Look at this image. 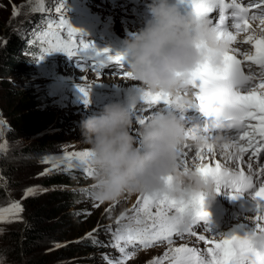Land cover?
<instances>
[{"label": "snow or ice", "instance_id": "6c2138e0", "mask_svg": "<svg viewBox=\"0 0 264 264\" xmlns=\"http://www.w3.org/2000/svg\"><path fill=\"white\" fill-rule=\"evenodd\" d=\"M38 3L40 6L33 11H47L43 6L44 0H38ZM178 4L199 17H206L218 36L226 39L230 45L222 67L214 68L210 63H204L191 74L189 93L195 99L190 101L181 116L189 125L186 141L190 139L197 144L193 162L198 159L200 163H196L195 169L215 180L218 193L223 192L232 199L248 193L255 201L254 216L250 218L252 223L241 225L242 232L214 231L210 224L211 214L204 207L203 195L176 198L168 193H141L131 209L135 215L129 223L121 226L120 220L124 219L121 216L116 221L115 229L109 225L106 231L112 235L114 246L127 256L128 245L138 243L148 248L167 243L171 246L174 235L179 238H183L185 233L197 236L194 228L203 224L205 231L213 233L212 238L198 236L200 241L209 245L207 256L201 255L194 247H169L163 254L169 264H264V256L252 243L256 232L264 231V164L254 171L252 163L253 157L259 161L264 154V27L257 30L250 23L258 21L259 25L264 26V0H250L247 4L244 0H179ZM217 10L218 21L213 23L209 14ZM228 10H231L230 24H226ZM55 11L60 16L56 21L46 23V31H34L37 41L45 45L37 62L51 53L64 52L69 57H79L81 61L91 60L92 70L98 75L99 69L113 65L123 70V76L135 80L133 73L128 70L124 53L113 54L108 48L89 52L94 45L85 42L83 30L73 26L62 8H56ZM54 27L55 32L52 31ZM230 27L235 31L229 30ZM241 32L246 33L242 40L238 39ZM235 44L251 45V49L242 51L239 47H233ZM92 88L93 84L80 85L86 103L90 102ZM137 101L146 106L138 109L136 102L131 107L138 113L135 117L138 125L146 123L158 111L170 110L173 104L170 96L150 91L142 92ZM190 109L195 110L198 119H191L188 115ZM149 111L151 115H148ZM201 140L204 143H200ZM189 148L185 142L179 153L183 170H189ZM217 148L224 156V161L215 160L214 166L212 163H203L216 154ZM246 154L248 160H245ZM91 155L89 149L65 153L53 158L52 168L45 172L82 168L88 176H92ZM168 180L171 181L172 177L169 176ZM36 192V188L29 187L25 195H35ZM94 206L99 207L98 204ZM23 211L22 202H12L8 207L0 208V221L6 219L5 214L12 217ZM98 231L99 228L93 229L82 240L88 239L93 245L100 246L102 242L95 235ZM217 236L220 238L217 239ZM121 242L124 246H121ZM152 264H162L161 258L155 259Z\"/></svg>", "mask_w": 264, "mask_h": 264}, {"label": "clouds", "instance_id": "9594fccd", "mask_svg": "<svg viewBox=\"0 0 264 264\" xmlns=\"http://www.w3.org/2000/svg\"><path fill=\"white\" fill-rule=\"evenodd\" d=\"M229 50L228 41L206 17L185 11L176 0H151L149 18L136 35L126 38L123 53L138 82L137 99L150 91L170 96L173 104L143 125H137L120 99L80 120L82 138L92 154L96 199L112 201L137 192L176 198L203 195L208 204L216 199L220 193L211 176L180 169L179 153L186 142L181 113L191 101L192 72L204 63L222 67ZM252 243L264 256V231L258 230Z\"/></svg>", "mask_w": 264, "mask_h": 264}, {"label": "trees", "instance_id": "16d2710c", "mask_svg": "<svg viewBox=\"0 0 264 264\" xmlns=\"http://www.w3.org/2000/svg\"><path fill=\"white\" fill-rule=\"evenodd\" d=\"M5 5L4 8L0 6V32H4L2 39L7 38L6 48L3 50L5 64H2L1 68L5 72L10 70L12 73L18 72L22 73V76H24L27 75L26 63L28 57L22 55L19 49L20 42L14 35V29L19 25L20 20L18 18H20L21 15L11 18L13 9L9 0H5ZM24 7H26V5ZM21 84L20 89H16L15 86L10 88L8 83L5 85V87H9L7 94L10 98L7 97V99L11 102V117L9 119L10 125L14 127V130L11 132V135H13V151L2 161V165L6 181L8 179V185L11 188H18L22 185L23 180H20V178L24 177L22 169L25 168V165L32 166L31 158H35L41 153L50 151L57 140L61 139V137L56 139L58 133L47 130V126L50 123L40 119L43 108L41 102L44 100V97H40L31 85ZM12 97H14L13 101H11ZM43 131L44 133H42ZM38 132H40V134L31 137L24 147H21V143H16V141L22 137L20 135L27 136L28 134ZM20 155L21 157L18 158ZM25 157L26 160H24ZM31 169L33 168L29 169L30 172H32ZM55 181H59L60 183L69 182L70 177L67 174L62 176L58 175L47 182L50 183ZM2 193L3 191L0 190V200L3 198ZM4 194H6V192ZM15 194L19 198H22L17 193ZM57 195V192H51L47 198L32 196L27 199V203H22L26 211L28 223L23 233H21V227H15L10 231L8 238L0 239L1 253L3 252L4 256H6L4 263L10 264L15 262L17 264L19 262L20 252L22 251L24 254L31 256L26 261L27 264H53L55 262V264H85L79 258L80 255L74 257L70 256L77 254L80 250L90 249L87 244L76 245L75 243H70L49 252L44 251L45 242L47 240L54 241L57 238L64 239L70 235L79 237L86 228L94 226V222H92L86 228L84 227V229H77V227H81L80 222L82 219L84 220V218H86L79 210H77L76 213L72 212L58 216L55 212L57 209L56 205L51 204V200L57 199ZM59 197L60 198L57 199L58 201H66V210L69 208L70 204L73 205L72 203H74V205H78V202L83 199V195L81 194H74L73 197H69L65 194L62 196L59 195ZM47 199L50 200V202L48 204L43 203V200ZM69 199H71V202ZM28 204H30V206H28ZM70 214L76 217L74 221L68 216ZM57 220L58 222H53ZM63 220L65 221L63 222ZM65 223L70 226H64L62 228V224L65 225ZM85 242L89 243L90 241L85 240ZM36 251L39 252L37 257L34 256ZM9 255L12 259L8 257Z\"/></svg>", "mask_w": 264, "mask_h": 264}, {"label": "rangeland", "instance_id": "374dc122", "mask_svg": "<svg viewBox=\"0 0 264 264\" xmlns=\"http://www.w3.org/2000/svg\"><path fill=\"white\" fill-rule=\"evenodd\" d=\"M108 4V3H107ZM0 6L1 7H5V1L4 0H0ZM16 7V6H15ZM13 8V5H12ZM17 11H18V7ZM3 10V9H2ZM16 11V13H17ZM86 12L91 13L90 10L85 9ZM15 13V14H16ZM26 13V12H25ZM28 13V12H27ZM115 16V15H113ZM119 22V21H117ZM139 25V24H137ZM3 43L0 44V139L2 140L5 136L9 137V140H11L13 142V135H11L10 132H7L5 127L7 124L10 123V117H11V102H10V98L7 96L8 94V90L9 87H5L6 83H8L10 85V88L14 87L16 84L19 85L21 83H24L22 76L18 75V73H12V71H4L1 68V63L4 60V55H3ZM63 60L66 64L72 63L73 60L72 59H66L63 58ZM110 69H114L116 68V66H110L108 67ZM70 71H74L76 73V78L78 81H80L83 85L86 84H95L98 83L100 78L97 74L96 71L92 70L91 64H84V66L82 67L80 62L76 63L75 66H71L69 67ZM99 73H101V71H99ZM83 77H86L87 79L84 80L82 79ZM20 88V86H19ZM54 88L56 90H61V94L64 97V99L59 102L60 105V110H56L54 107H45L42 108V112L40 114V119L43 121H47L50 123L49 127H52L56 124H61V128L63 130V128L69 126L70 124H72L74 121H78V114L77 113H73V115H70V112H72L71 109H75L77 107V104L82 101V96L77 94V91L72 89L71 87H66V88H61L58 84L54 85ZM7 97L9 99H7ZM14 100V97L11 98V101ZM62 110H66L64 113L61 114ZM75 112V111H73ZM61 119V123L59 122V120ZM70 131H66V132H61L59 134V136L61 138L66 137L67 139L70 140L69 143V147H73V148H79L83 145L86 144V142L83 141L80 129L78 126H74V127H70ZM39 133H34V134H28L27 136L24 135H20L22 136L19 140L16 141V143H21V147H24L25 144H27L28 140L31 137H35L37 136ZM13 151V149L11 150V152ZM21 155L18 157L20 158ZM33 157V156H31ZM24 160H26V157L24 158ZM53 165V164H52ZM40 167L37 168L34 166V163H32V166L30 165H25V168L22 169L24 177L20 178V180H23L22 185L20 187H15V188H11L8 185V179H7V183L6 180L4 182V186L1 188V190L3 191L2 196L3 199H7L8 201H10L12 199V197L14 196L13 193H17L19 196H21L22 198L20 199V202H22L23 204L27 203V199H29L32 196H36L38 198L40 197H45L47 198L48 195L53 192L51 187H47L44 185V181L46 179L47 176H49L50 172H45L46 169H51V166L48 165L46 162H44V160L41 161V164L39 165ZM30 168L32 172H30ZM53 172V171H51ZM43 173V174H42ZM1 183V182H0ZM29 187H33L37 189V192L35 195H31V196H26L25 195V190ZM43 189H47V191H43ZM6 192V194H4ZM132 194V193H131ZM95 197V196H94ZM56 198H60L59 195L56 196ZM57 199L51 200V204L56 205V213L58 214V216H61L63 214H66L70 211H72L73 213H76V209L73 208H69L68 210H66L65 206L66 205V201L63 200L62 202H60V200L58 201ZM71 201V200H70ZM1 202V201H0ZM12 202H15L12 199ZM50 202V200H43V203L48 204ZM134 199L132 198V195H127V193L123 194L121 197L112 200V201H100L98 199H94L93 202V212H91L84 220L82 219V221L80 222L81 227H77V229H84V227L86 228L89 224H91L92 222L95 223V226L92 229H97L99 228V230L103 231L104 234V238L106 240L109 239V234L106 230H105V225L108 223L109 220H107L104 223V218L108 217V214H114L116 211H118L119 207H121L122 210L126 211L125 216H127L128 214L133 213L131 211V207L134 204ZM91 204V203H90ZM98 204L99 207H95L94 205ZM0 206L5 207L3 204H1ZM28 206H30V204H28ZM85 207H89V205L87 206V204L85 203ZM109 209V210H108ZM25 211V208H24ZM108 213V214H107ZM104 214H106V216L104 217ZM20 214H18L17 216H12V217H6L5 220L0 221V239H5L6 237L8 238L10 230L12 229L13 223H9L10 219L12 218L13 221L18 220L17 217L20 216ZM71 217L72 221H74L73 214L68 215ZM124 216V217H125ZM133 216V215H130ZM55 220V219H54ZM65 220H63L64 222ZM53 222H58L57 221H53ZM28 220L26 218H24V224L22 225L23 232L25 229V226L27 225ZM67 223L62 224V228L64 226L69 227L70 225H66ZM90 227V226H89ZM88 227V228H89ZM87 229V228H86ZM91 229L87 230L90 231ZM72 232V231H71ZM74 237V235H70L68 237H66L65 239H72ZM60 239L57 238L56 240H54L55 242ZM63 239V240H65ZM66 241H62L59 243V245L65 244ZM52 244V241L47 240L45 242V247H44V251L47 250V248L50 247V245ZM130 248L133 250V245L130 246ZM106 252L107 254H109L111 257L117 258L122 260L123 257L121 255V252L119 251L118 247L114 246V243H107L105 246ZM135 251V250H134ZM99 252V251H98ZM96 251H88V250H80L78 251L77 254L75 255H71L70 257H74V256H78L80 255L81 261L83 263H85V260L87 258H94L95 261L98 262V260H101V258L99 259V254ZM38 251H36V253L34 254L35 257L38 256ZM135 253L139 256L141 254L140 251H135ZM4 256V253H1ZM8 257H10L12 259V257L9 255ZM31 256H28L26 254H24L22 251L20 252V258H19V262L17 264H26V261L30 258ZM56 263V262H55ZM53 263V264H55ZM1 264V262H0ZM132 264H136V261H133Z\"/></svg>", "mask_w": 264, "mask_h": 264}, {"label": "bare ground", "instance_id": "6f19581e", "mask_svg": "<svg viewBox=\"0 0 264 264\" xmlns=\"http://www.w3.org/2000/svg\"><path fill=\"white\" fill-rule=\"evenodd\" d=\"M119 46H120V44H119Z\"/></svg>", "mask_w": 264, "mask_h": 264}]
</instances>
